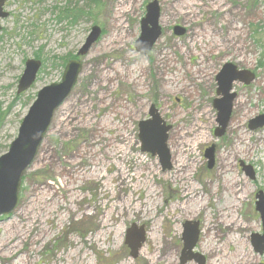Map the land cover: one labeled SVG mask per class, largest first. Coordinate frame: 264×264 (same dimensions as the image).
Returning <instances> with one entry per match:
<instances>
[{"label":"rangeland","instance_id":"374dc122","mask_svg":"<svg viewBox=\"0 0 264 264\" xmlns=\"http://www.w3.org/2000/svg\"><path fill=\"white\" fill-rule=\"evenodd\" d=\"M152 1L5 0L0 157L37 93L59 83L71 60L83 71L23 177L17 209L0 218V264H181L186 222L199 223L194 252L205 264H264L252 241L264 234L255 205L264 198V127L249 129L264 114V0H158L162 35L142 55L134 45ZM95 26L101 38L77 57ZM30 59L43 67L18 95ZM228 63L256 79L234 84L238 98L218 138L216 77ZM152 106L171 127L170 169L141 151L138 124ZM230 206L227 221L248 228L229 233L220 223ZM133 224L145 231L135 259L126 245Z\"/></svg>","mask_w":264,"mask_h":264},{"label":"water","instance_id":"95a60500","mask_svg":"<svg viewBox=\"0 0 264 264\" xmlns=\"http://www.w3.org/2000/svg\"><path fill=\"white\" fill-rule=\"evenodd\" d=\"M5 0H0V21L8 17L3 7ZM161 10L158 0H153L146 7L145 17L141 20V33L134 47L142 55L151 51L155 43L162 35L160 25ZM174 33L182 36L185 30L175 27ZM102 36L99 27H93L78 51L77 56H87L92 47ZM42 68V62L30 59L25 63V69L20 77L17 94H22L31 89L36 83L38 74ZM83 71V64L79 60L69 61L59 83H54L41 89L27 115L21 122L17 138L10 144L7 153L0 157V218L11 215L19 204V194L25 173L34 165L40 148L53 123L57 111L68 101L79 77ZM255 75L246 70H239L237 66L225 64L216 77L218 83L217 96L220 99L214 101V108L218 111L215 136L220 138L228 127L234 108L237 94L233 92V84L241 83L249 86L255 81ZM149 119L138 124L141 151L158 156L163 170L171 168V154L168 148V133L171 130L161 119L157 109L153 106L149 111ZM264 127V114L257 116L249 122L251 131ZM215 146L206 149L204 156L208 160V168L214 164ZM243 170L253 179L254 174L250 167L241 164ZM256 211L260 213L262 229L264 231V198L262 193L257 196ZM181 264L196 260L198 264H205V258L194 252L199 241L200 230L198 222H186L184 224ZM252 241L255 251L264 253V234H253ZM145 242V231L138 229L135 224L127 232L126 245L130 249L132 258H136Z\"/></svg>","mask_w":264,"mask_h":264},{"label":"flooded vegetation","instance_id":"af4514ba","mask_svg":"<svg viewBox=\"0 0 264 264\" xmlns=\"http://www.w3.org/2000/svg\"><path fill=\"white\" fill-rule=\"evenodd\" d=\"M162 17V16H161ZM160 24H161V18H160ZM233 87H234V84H233ZM233 91H234V88H233ZM237 98H238V95H237ZM236 98V99H237ZM236 101V100H235ZM230 124V123H229ZM229 126V125H228ZM228 128V127H227ZM226 128V129H227ZM193 186V185H192ZM223 192H225L226 193V190L225 189H223L222 188V191H221V194L220 195H222V197L224 196V194H223ZM191 196H189V198H190ZM221 196H219V197H216V201L218 202V203H220L221 202ZM187 202H189L188 200H187ZM219 206V205H218ZM222 207V206H221ZM232 211H233V207L232 206H230L229 208H225V210H220V212L218 213V219L220 220V223L221 224H223L224 225V227H227V228H229L230 229V232L229 233H232V232H239V230L240 229H246V228H248V226H246L245 227V225L243 224V222L241 221V222H238V221H232V220H230V221H227L228 220V218H231V216H230V214L232 213ZM234 213H236V212H234ZM225 216H226V219H225ZM239 218V217H238Z\"/></svg>","mask_w":264,"mask_h":264},{"label":"bare ground","instance_id":"6f19581e","mask_svg":"<svg viewBox=\"0 0 264 264\" xmlns=\"http://www.w3.org/2000/svg\"><path fill=\"white\" fill-rule=\"evenodd\" d=\"M1 24V23H0ZM38 58V57H37ZM74 59V58H73ZM198 202V201H197ZM228 203V202H227ZM228 205V204H227ZM230 205V204H229ZM195 206V205H194Z\"/></svg>","mask_w":264,"mask_h":264},{"label":"trees","instance_id":"16d2710c","mask_svg":"<svg viewBox=\"0 0 264 264\" xmlns=\"http://www.w3.org/2000/svg\"><path fill=\"white\" fill-rule=\"evenodd\" d=\"M68 13V12H67ZM77 18V16L76 17H74V19H76Z\"/></svg>","mask_w":264,"mask_h":264}]
</instances>
